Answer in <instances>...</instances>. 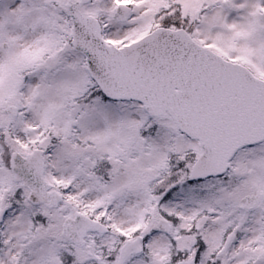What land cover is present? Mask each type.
<instances>
[{
    "label": "snow or ice",
    "instance_id": "snow-or-ice-1",
    "mask_svg": "<svg viewBox=\"0 0 264 264\" xmlns=\"http://www.w3.org/2000/svg\"><path fill=\"white\" fill-rule=\"evenodd\" d=\"M0 264H264V0H0Z\"/></svg>",
    "mask_w": 264,
    "mask_h": 264
}]
</instances>
